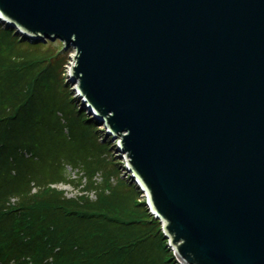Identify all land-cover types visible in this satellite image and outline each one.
Returning <instances> with one entry per match:
<instances>
[{
	"label": "water",
	"instance_id": "water-1",
	"mask_svg": "<svg viewBox=\"0 0 264 264\" xmlns=\"http://www.w3.org/2000/svg\"><path fill=\"white\" fill-rule=\"evenodd\" d=\"M73 49L183 264H264V0H0Z\"/></svg>",
	"mask_w": 264,
	"mask_h": 264
},
{
	"label": "trees",
	"instance_id": "trees-1",
	"mask_svg": "<svg viewBox=\"0 0 264 264\" xmlns=\"http://www.w3.org/2000/svg\"><path fill=\"white\" fill-rule=\"evenodd\" d=\"M71 53L0 23V264H179L67 83Z\"/></svg>",
	"mask_w": 264,
	"mask_h": 264
},
{
	"label": "rangeland",
	"instance_id": "rangeland-1",
	"mask_svg": "<svg viewBox=\"0 0 264 264\" xmlns=\"http://www.w3.org/2000/svg\"><path fill=\"white\" fill-rule=\"evenodd\" d=\"M57 42H58V44H62L59 41H57ZM23 46H24L23 48H26V46L24 44H23ZM43 48H47V45H45V47H43ZM54 48H55L54 51L56 52L57 49L59 48V46L58 45L57 46H54ZM70 51H72V53L69 55V57H70V64H71V57L74 55V50L71 49ZM68 68H70V65L67 66V69H66V72L67 73L66 74L70 73V71H69ZM68 83L71 84L70 81H68ZM114 152L116 153V155H120V153H117V149L116 148H115V150L113 149L112 153H114ZM117 158H119V157H117ZM119 159L124 160L121 157ZM119 172H120V174H123L124 178H127V176L129 175V173L126 170L124 171V168H121V170ZM67 173H68L69 178H77L78 177V175L76 174V172H74L70 168H67ZM98 178H100V176ZM130 182H131V180H129L128 183L130 184ZM58 188L64 190L69 197H75V196H77V195L80 194V190H78V189H76L74 187H71V186H62L61 185Z\"/></svg>",
	"mask_w": 264,
	"mask_h": 264
}]
</instances>
